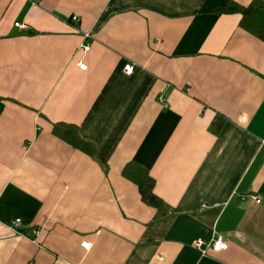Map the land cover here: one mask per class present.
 <instances>
[{"label":"crops","instance_id":"1","mask_svg":"<svg viewBox=\"0 0 264 264\" xmlns=\"http://www.w3.org/2000/svg\"><path fill=\"white\" fill-rule=\"evenodd\" d=\"M229 1L0 0V264H264V40Z\"/></svg>","mask_w":264,"mask_h":264},{"label":"trees","instance_id":"2","mask_svg":"<svg viewBox=\"0 0 264 264\" xmlns=\"http://www.w3.org/2000/svg\"><path fill=\"white\" fill-rule=\"evenodd\" d=\"M214 11L219 14L240 13L242 15L241 26L264 40V0H253L248 5L229 1L227 5L216 8ZM55 132L67 140H73L74 137L79 136L70 125H57ZM123 173L137 183L146 202L150 204L157 202L158 197L154 192L155 180L146 169L135 163H129L123 169Z\"/></svg>","mask_w":264,"mask_h":264},{"label":"built area","instance_id":"3","mask_svg":"<svg viewBox=\"0 0 264 264\" xmlns=\"http://www.w3.org/2000/svg\"><path fill=\"white\" fill-rule=\"evenodd\" d=\"M74 21H78V17L74 16L73 17ZM16 26L19 27H23L25 28L26 25L21 24L19 22L15 23ZM88 36V34H87ZM84 51H88L90 49V45L88 43L85 44V46L83 47ZM80 67L82 69H86V65L83 63H80ZM135 69V66L133 63H126L124 66V70L127 74H131L133 73ZM163 103H165V101H162ZM252 199L256 202V203H260L261 199L258 196L252 195ZM22 225V220L20 218H16L15 220L12 221V223L10 224V227L14 230V231H19L20 226ZM35 235H38L40 233V230H35L34 231ZM231 243L230 239H225L223 237H217L215 239L212 240H205L203 238H198L193 242V245L197 248H199L200 250H202L203 252H206L207 249H212L214 251H223L228 249L229 245ZM82 246L85 248H88L90 246L89 242L85 241L82 243Z\"/></svg>","mask_w":264,"mask_h":264}]
</instances>
